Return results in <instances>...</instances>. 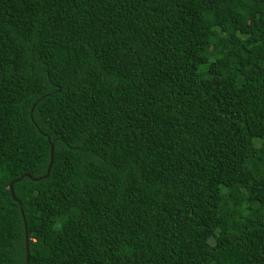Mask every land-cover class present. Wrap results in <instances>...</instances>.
Listing matches in <instances>:
<instances>
[{"label": "trees", "instance_id": "trees-1", "mask_svg": "<svg viewBox=\"0 0 264 264\" xmlns=\"http://www.w3.org/2000/svg\"><path fill=\"white\" fill-rule=\"evenodd\" d=\"M25 173L29 264H264V0H0V264Z\"/></svg>", "mask_w": 264, "mask_h": 264}, {"label": "water", "instance_id": "water-1", "mask_svg": "<svg viewBox=\"0 0 264 264\" xmlns=\"http://www.w3.org/2000/svg\"><path fill=\"white\" fill-rule=\"evenodd\" d=\"M52 161H53V147L51 145V148H50V162H49V164L47 166L46 173L43 176H40V177H37V178H33V180H40V179H42L44 177H47L48 174H49V170H50ZM23 176L31 177L29 174L25 173V174L20 175L19 178L11 180L10 183H9V190H10V194L12 195L13 199L18 202L19 207H20V213H21L22 218H23L24 228H25V237H24L25 262H26V264H29L28 263V257H29L28 243H29V238H28V234H27L26 220H25V217H24V213H23L21 202L18 199L15 198L14 193H13V183L15 181H18L19 179H21Z\"/></svg>", "mask_w": 264, "mask_h": 264}]
</instances>
